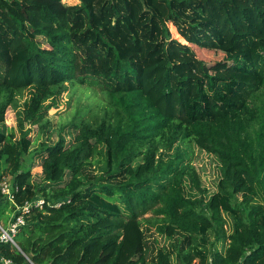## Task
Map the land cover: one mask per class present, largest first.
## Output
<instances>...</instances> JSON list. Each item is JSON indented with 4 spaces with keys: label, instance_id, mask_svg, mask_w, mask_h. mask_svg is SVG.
<instances>
[{
    "label": "trees",
    "instance_id": "obj_1",
    "mask_svg": "<svg viewBox=\"0 0 264 264\" xmlns=\"http://www.w3.org/2000/svg\"><path fill=\"white\" fill-rule=\"evenodd\" d=\"M205 54L230 60L212 73ZM88 81L102 85L103 114L71 124L69 145L40 142L32 184L27 126L65 84ZM48 124L39 120L36 139ZM190 145L219 163L211 196ZM6 175L17 190L13 203L0 192L4 211L45 201L17 247L0 244L11 264H264V0H0ZM148 227L182 240L149 250Z\"/></svg>",
    "mask_w": 264,
    "mask_h": 264
},
{
    "label": "rangeland",
    "instance_id": "obj_2",
    "mask_svg": "<svg viewBox=\"0 0 264 264\" xmlns=\"http://www.w3.org/2000/svg\"><path fill=\"white\" fill-rule=\"evenodd\" d=\"M68 5H74L78 3V0H63ZM42 47L46 45L42 42ZM212 73H218L220 66L230 60V57L223 54H205L201 59ZM25 99V95L18 98V105L21 106ZM105 93L102 89V85H98L95 82L88 81L83 85L76 83H69L64 85L63 93L57 98H49L42 105V116L41 120H48V130L43 136L39 135L36 139V132L38 130L39 120L33 122L27 126L30 130V138L33 144L30 149V153L24 157L23 165L25 168H30L31 182L32 184L40 185L42 182V168L41 161L36 157L35 151L38 148L40 142L49 141V143L56 142L58 136H63L68 145L72 143L75 136V131L71 124H79L83 121L92 120L94 117L103 114V108L105 107ZM5 125L10 130H15V112L14 110L8 109L5 114ZM50 133V134H49ZM189 161L190 164L195 168L201 185L207 190L208 196H211L216 191V185L220 178L219 163L217 159L202 150H199L193 145L189 146ZM90 175L96 176L97 168L89 167L86 170ZM11 176L6 175V181H10ZM2 201V200H1ZM4 211V208L0 207ZM11 212L6 209L1 219L0 224L2 226L7 225L11 220ZM149 216V215H147ZM226 220V226L228 231L230 226V218L227 215H223ZM6 220V222H5ZM5 222V223H4ZM149 231L146 232L147 243L149 250H157L163 246H170L174 243H180L182 239H166L155 233L154 228L148 227ZM209 241L213 238L208 237ZM221 250L224 249V245L216 244ZM148 250V251H149ZM153 257V252L147 254L148 261Z\"/></svg>",
    "mask_w": 264,
    "mask_h": 264
},
{
    "label": "built area",
    "instance_id": "obj_3",
    "mask_svg": "<svg viewBox=\"0 0 264 264\" xmlns=\"http://www.w3.org/2000/svg\"><path fill=\"white\" fill-rule=\"evenodd\" d=\"M13 190H17V187H13L11 182H7L6 178L0 180V192L3 200L12 202L14 201ZM45 201L42 198H35L32 201L26 202L23 206H16L12 213L11 220L7 223L6 227L0 224V244H10L13 247H17L15 237L18 234L20 228L25 226L26 218H28L32 208L42 209ZM60 203L56 204L59 207ZM0 264H11L9 260L0 258Z\"/></svg>",
    "mask_w": 264,
    "mask_h": 264
}]
</instances>
